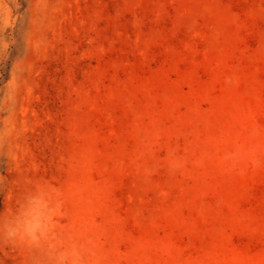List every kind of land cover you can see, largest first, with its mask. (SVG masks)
<instances>
[{"label": "rangeland", "instance_id": "374dc122", "mask_svg": "<svg viewBox=\"0 0 264 264\" xmlns=\"http://www.w3.org/2000/svg\"><path fill=\"white\" fill-rule=\"evenodd\" d=\"M0 264H264V0H0Z\"/></svg>", "mask_w": 264, "mask_h": 264}]
</instances>
